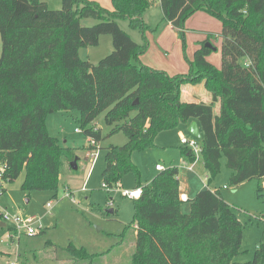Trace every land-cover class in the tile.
Masks as SVG:
<instances>
[{"label":"trees","instance_id":"obj_1","mask_svg":"<svg viewBox=\"0 0 264 264\" xmlns=\"http://www.w3.org/2000/svg\"><path fill=\"white\" fill-rule=\"evenodd\" d=\"M159 1L164 20L182 35L187 18L199 10L222 21L221 67L208 61L213 48L207 41L188 59L187 73L172 75L145 64L141 57L148 50L145 34L151 27L144 16L152 0H112V10L96 0H69L59 23L49 19L42 0H0V164L6 167L0 195L4 182L24 174L23 190H51L57 197L64 162L77 152L50 134L48 115L78 110L86 136L99 143L102 131L92 123L105 112L108 124L121 123L117 131L122 130L127 141L105 147L103 186L118 188L123 177L133 173L142 188L141 197L134 199L131 264H264V243L253 260H235L244 224L219 190H200L182 201L177 167L162 169L141 184V171L132 158L135 151L156 145L160 131L196 120L209 181L221 171L222 158L235 186L264 177V0ZM88 11L97 15L98 23L80 24ZM120 19L141 31L144 42L122 29ZM74 31L75 54L68 49ZM102 34L113 36L115 52L96 68L80 63L77 49L98 45ZM199 84L211 92V101H183V88ZM181 149L185 162L196 161L193 148ZM184 202H191L187 213ZM2 220L0 212V224ZM10 233V238L16 236ZM23 235L31 237L22 234L17 239ZM62 251L71 264H91L102 254L74 241Z\"/></svg>","mask_w":264,"mask_h":264},{"label":"rangeland","instance_id":"obj_2","mask_svg":"<svg viewBox=\"0 0 264 264\" xmlns=\"http://www.w3.org/2000/svg\"><path fill=\"white\" fill-rule=\"evenodd\" d=\"M42 1L46 3L42 6L43 9L51 14L49 19L52 23H59L60 19H64L69 0ZM152 1L154 2L147 19L151 29L145 34L149 43L148 50L143 54L146 58L164 63H176L179 59L180 63L189 65L188 59H193L197 48L207 41L216 47L207 56L208 61L221 67L223 38L220 33L223 23L219 18L199 10L187 18L182 35L179 31L168 29L160 2ZM96 23L97 15L90 11L80 20V24L85 26ZM119 24L135 41L144 42L142 32L131 28L128 20L120 19ZM75 40L74 31L68 44L69 52L73 54ZM167 47H172L174 58H177L172 60V52ZM115 50L113 36L102 34L98 45L80 46L76 51V59L96 68L101 59ZM182 98H185L184 95ZM105 116L104 112L92 123L101 129L102 140L91 145L78 110L56 111L48 115L47 127L50 134L61 146L76 150L79 156L78 169L71 166L75 158L64 162L57 197L51 190H23L24 174L14 182L3 183L5 192L0 195L1 211L5 215L36 217L37 226L41 225L44 232L31 237L23 235L20 240L17 236L10 238V232L13 231L8 227L15 226V221L5 217L3 222L7 226H0V264L12 258H20L28 264H71V260L62 251V247L69 241L102 252L91 264H131L136 245L135 203L134 199L124 196L123 191L136 188L138 181L133 173H129L123 177L120 187L103 186L107 154L105 147L110 144L122 145L127 141L122 130L117 131L121 123L108 124ZM189 124L179 121L158 133L156 145L133 153V161L141 171V184L155 178L161 171L157 166L161 165L163 169H179L181 186L191 197L200 190H219L220 195L235 208L244 224L242 249L235 260L242 263L251 261L258 246L264 243V177L253 178L235 186L231 182L232 171L227 167L226 158H222L221 171L209 181V172L205 168L201 152L197 153L195 162H185L182 156V133L188 139H198L190 133ZM93 147L97 149L94 150ZM93 153L95 156H92ZM83 187L86 190H82ZM67 193L74 195L77 203H73ZM49 202H52L51 207L48 206ZM111 209L114 212L110 213ZM190 210L191 202H184L183 211L187 213ZM129 224L131 227L125 229V225Z\"/></svg>","mask_w":264,"mask_h":264},{"label":"built area","instance_id":"obj_3","mask_svg":"<svg viewBox=\"0 0 264 264\" xmlns=\"http://www.w3.org/2000/svg\"><path fill=\"white\" fill-rule=\"evenodd\" d=\"M79 132L81 131L79 128L77 129ZM197 138V137H196ZM91 145H95L96 141L94 139L89 140ZM181 142L185 146H189L193 148V150L198 153L202 151V146L199 143V140H193V139H188L184 134L181 135ZM92 156H95V153L92 154ZM158 170H162L163 166L158 165L157 166ZM6 171V167L3 164H0V180L3 179L4 173ZM82 190H86L85 187L82 188ZM124 196L132 198V199H138L142 195V188L136 187L132 190H124L123 191ZM67 197L73 202L77 203V200L74 195L68 194ZM181 200L182 201H188L190 199V196L187 192H182L181 193ZM48 206H52V202L48 203ZM0 212L3 216V219L5 217L9 219H13L15 221V226H12L13 232L16 236H20L22 234H26L28 236H35L39 234L40 230L42 229V226H37V219L36 217H29L25 216L23 214H14V215H5L1 209ZM3 221V220H2ZM4 264H23L21 261H19L18 258H12L8 261H6Z\"/></svg>","mask_w":264,"mask_h":264},{"label":"crops","instance_id":"obj_4","mask_svg":"<svg viewBox=\"0 0 264 264\" xmlns=\"http://www.w3.org/2000/svg\"><path fill=\"white\" fill-rule=\"evenodd\" d=\"M98 2H100L103 6L109 8V9H113V3L112 0H96ZM159 1V0H158ZM160 2V1H159ZM161 5V4H160ZM163 12V11H162ZM148 13H150V11L148 10L144 16L145 21L150 24L147 19H148ZM163 19H164V15H163ZM168 29H172L173 31H178L176 28H174V26L170 23L167 22ZM216 37H219L218 34H216ZM209 37V36H208ZM170 49V51L172 52L173 49L172 47H167ZM175 53H170V56L173 59L177 58V56L174 58ZM142 61L154 68L157 69H163L166 70L167 72H169L172 75L175 74H179L180 71L181 73H187L189 70V65L188 64H184V63H180V60H176V63H174L173 61H171V63H164V62H154L152 59H148L146 58L145 55H142L141 57ZM216 64V63H215ZM217 67H220V65L216 64ZM180 70V71H178ZM179 72V73H177ZM182 95H184L185 98H182L183 101L189 102V101H204V102H209L212 99V94L209 90H207L204 86V84H199V85H186L183 88L182 91ZM219 103H217L216 107H215V111L218 112L219 111ZM183 134V133H182ZM182 192H187L183 187H182ZM188 193V192H187ZM189 194V193H188ZM190 196V194H189ZM191 197V196H190Z\"/></svg>","mask_w":264,"mask_h":264},{"label":"water","instance_id":"obj_5","mask_svg":"<svg viewBox=\"0 0 264 264\" xmlns=\"http://www.w3.org/2000/svg\"><path fill=\"white\" fill-rule=\"evenodd\" d=\"M206 46L211 47L213 49H216V47L212 46V44H210L209 42L206 43ZM189 131H190V133L193 136L197 137L198 139H202L203 138V135L201 133V130H200V126H199L198 121L193 120V121L190 122V124H189ZM78 159H79V156H77L75 158V160L71 163L72 168L75 169V170L78 169V165H77ZM109 212L110 213L111 212H114V209L109 210ZM0 226H7V225H6L5 222L2 221L1 224H0Z\"/></svg>","mask_w":264,"mask_h":264}]
</instances>
